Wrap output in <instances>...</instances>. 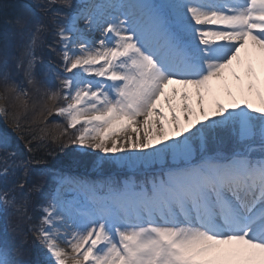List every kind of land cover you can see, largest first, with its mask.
Returning <instances> with one entry per match:
<instances>
[{
	"label": "snow or ice",
	"instance_id": "6c2138e0",
	"mask_svg": "<svg viewBox=\"0 0 264 264\" xmlns=\"http://www.w3.org/2000/svg\"><path fill=\"white\" fill-rule=\"evenodd\" d=\"M33 3L43 16L25 6L18 54L0 57V114L30 154L0 140V213L24 236L0 235V264H264V0ZM49 32L55 86L36 74ZM53 113L64 124L49 126ZM49 143L99 150L92 166L116 172L45 168L55 187L34 218L42 184L29 180ZM29 233L35 259L23 258Z\"/></svg>",
	"mask_w": 264,
	"mask_h": 264
},
{
	"label": "trees",
	"instance_id": "16d2710c",
	"mask_svg": "<svg viewBox=\"0 0 264 264\" xmlns=\"http://www.w3.org/2000/svg\"><path fill=\"white\" fill-rule=\"evenodd\" d=\"M73 5L75 6V0H72ZM25 6L31 7L32 11H34L36 13L37 17H41L43 16V13H41L38 9H36L33 0H0V57L3 56V54L5 52H7L6 50H4V44L6 43V41L8 39H10L11 37H15V36H20L19 31H21V29L15 24V19L17 16L19 15H25L27 16L28 14L25 13L24 8ZM55 8H58L61 12L64 11H68V9L63 8L61 5H56L54 6ZM29 19H31V17H28ZM45 21H49L50 20V16L48 17H44ZM49 40L45 41V44L47 45V43L50 40H54V37L51 38V32H49ZM51 38V39H50ZM18 49V47H17ZM40 60H45V58L40 57ZM9 63L11 65L10 71L13 75V78L20 83L24 88H28V85L24 82V80L21 79V74L22 72H18L15 68V64L14 61L10 58ZM38 79L41 80H47L48 79L42 74L41 71H38L37 74ZM30 118V117H29ZM8 121V120H7ZM47 123L50 126L49 121H47ZM8 124L12 125L9 121ZM13 126V125H12ZM72 131V130H69ZM0 140H3L5 142H7L8 146H9V151H16L18 153H22L23 154V158H24V147L23 145H25V140L21 139L17 140V138L10 133L4 126L3 124L0 122ZM52 150H56V156L55 157H51L48 155L49 151ZM0 155H2V153H0ZM36 157L37 158H42L44 156H47V158H45V160L48 161L47 167H57V166H67L70 167L68 168L69 171H81L87 168V166H83L82 163H80V159H76L74 162L71 158L73 156V153H71V151L65 150L63 152H60L57 149V145L52 143H49L47 145V148H43L40 149L39 151L36 152ZM50 157V158H48ZM86 159L88 162L89 161H93L94 160V156H88L86 155ZM44 159V158H43ZM82 162V161H81ZM37 165H34V167ZM33 175H35L34 179L29 180V186L31 185V183H33L36 179L41 181V176L39 175V173H33ZM45 177V176H44ZM42 177V178H44ZM22 178H16L13 179L9 182H7V185L10 187L12 185L13 182H17ZM52 180H49L46 182V186L44 188H42V193L43 195H41V193H36L35 196H32V200L30 202V206L28 207V212L29 214H31L34 218L39 216V211L35 209V205L39 204L40 202H42L43 197L47 196L49 192L52 191L51 186L53 184ZM3 185H0V187H2ZM18 223V218L17 216H12L9 219L8 222V228H9V232L11 234L14 233V235L16 234L13 229L15 228V226ZM0 226H3V220L0 222ZM0 235H2V232L0 231ZM13 235V236H14ZM22 239L24 240V236H22ZM10 244V243H9ZM11 245V244H10ZM24 247L26 249V255L24 256L25 259H35L36 255L39 253V248H37V244L34 243L33 237L31 235V233H29L27 235L26 238V243L24 244Z\"/></svg>",
	"mask_w": 264,
	"mask_h": 264
},
{
	"label": "rangeland",
	"instance_id": "374dc122",
	"mask_svg": "<svg viewBox=\"0 0 264 264\" xmlns=\"http://www.w3.org/2000/svg\"><path fill=\"white\" fill-rule=\"evenodd\" d=\"M75 3L77 4L78 3V0H75ZM59 6V4H58ZM81 24H83V22H81ZM21 31H19V34H20ZM99 34V33H97ZM49 35L50 33H47L46 36H45V41L49 40ZM21 36V35H20ZM51 38H53V36H51ZM50 38V39H51ZM22 43V37H19V36H15L14 38L11 37L10 39H8L6 41V43L4 44V50H7V49H15L19 46V44ZM37 52L39 53V58L40 57H47L48 56V47L47 45L45 44L44 46L40 47L37 49ZM41 59V58H40ZM37 62V66L38 67H43L44 64L46 63L45 60H40ZM0 91H2V88H0ZM223 101V99H221ZM2 101V100H0ZM4 104V102L2 101V105ZM5 118V117H4ZM48 121L50 123V126H53L55 123H61V124H64V120L63 118L57 116L55 113H53L51 116H48ZM61 143H63V139L61 140ZM53 145V144H52ZM24 147V159H27L29 157V153L27 152V150L25 149V145H23ZM70 150L71 153H73V156H72V160L74 162H76L75 160L76 159H80V163L83 164L82 167L84 166H87L86 169L84 170H81L80 172H83V173H86L89 177V179H92V180H98L99 178H101V176L103 175H108L110 173H115L116 172V169H111V168H106L103 172H100V171H97L93 166H92V162L96 159L97 156H102L104 155L103 153H100L99 150H92V149H87L86 151L84 152H81V151H78L75 146H69V147H66L65 150ZM86 155L88 156H91L93 157L94 156V160L93 161H87L85 160L87 157ZM52 157V156H51ZM42 158H47V156H44ZM50 158V157H48ZM82 161V162H81ZM45 168H48V169H56V170H62L65 174H67L66 172H68V168L70 167H67V166H57V167H47L45 165H37L34 167V165H32V172L35 174V173H40L42 172ZM23 170H17L15 175L14 176H9L7 178V182L13 180V179H16V178H23ZM69 175V174H67ZM71 176V175H69ZM71 177H74V178H81L80 176H71ZM35 178V175H33L31 173V177H30V180L31 179H34ZM41 178V181L40 180H35L33 183H41L42 184V188H44L46 186V182L49 181V180H52V179H49L47 176H45L44 178L40 177ZM32 184V183H31ZM53 184L51 186L52 190L54 189L55 187V184H54V181L52 180V183ZM25 191H27V188H25ZM36 194V193H35ZM35 194L33 196H35ZM30 206V205H29ZM13 211V210H12ZM10 211V212H12ZM9 216H15V214H12V215H9ZM9 229V228H8ZM9 231H4L2 232V235H4L5 233L7 234V239H8V242L10 243L11 241H15L17 242L18 244L23 240L22 239V235H17V234H13L14 236L12 237L11 239V236L8 234ZM33 237V236H32ZM34 240V243L37 244V248H39V253H42L43 252V249H42V246L41 244L39 243V241ZM11 244V243H10ZM25 259V257H23Z\"/></svg>",
	"mask_w": 264,
	"mask_h": 264
},
{
	"label": "bare ground",
	"instance_id": "6f19581e",
	"mask_svg": "<svg viewBox=\"0 0 264 264\" xmlns=\"http://www.w3.org/2000/svg\"><path fill=\"white\" fill-rule=\"evenodd\" d=\"M81 26H83V25L81 24ZM252 63H253V65H254V67H256L257 70L259 71V67H260V66H259L258 56H257V57H253ZM240 74L243 75V69H242V68L240 69ZM171 87H176V88L179 89L181 86H180V85H170L169 88H171ZM189 91H191V90H189ZM220 98L223 99L222 96H221ZM206 103H207V101H206ZM0 106H2L1 101H0Z\"/></svg>",
	"mask_w": 264,
	"mask_h": 264
}]
</instances>
